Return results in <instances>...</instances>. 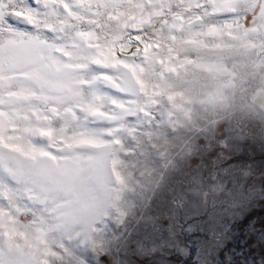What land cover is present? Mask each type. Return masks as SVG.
<instances>
[{"label":"snow or ice","instance_id":"snow-or-ice-1","mask_svg":"<svg viewBox=\"0 0 264 264\" xmlns=\"http://www.w3.org/2000/svg\"><path fill=\"white\" fill-rule=\"evenodd\" d=\"M242 2L254 11L250 0H0V264H82L110 178L123 182L109 169L122 121L165 50Z\"/></svg>","mask_w":264,"mask_h":264},{"label":"rangeland","instance_id":"rangeland-1","mask_svg":"<svg viewBox=\"0 0 264 264\" xmlns=\"http://www.w3.org/2000/svg\"><path fill=\"white\" fill-rule=\"evenodd\" d=\"M250 2L165 50L122 121L109 169L123 182L82 264H264V0ZM217 20L239 26L211 33Z\"/></svg>","mask_w":264,"mask_h":264}]
</instances>
